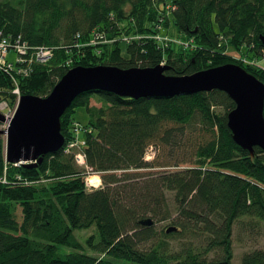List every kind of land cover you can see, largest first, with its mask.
<instances>
[{
  "label": "trees",
  "instance_id": "1",
  "mask_svg": "<svg viewBox=\"0 0 264 264\" xmlns=\"http://www.w3.org/2000/svg\"><path fill=\"white\" fill-rule=\"evenodd\" d=\"M172 23L181 46L159 39ZM262 36L264 0H0V40L27 44L28 57L52 52L33 64L9 53L0 103L16 105L13 75L21 97H47L69 70L100 65L188 76L235 64L264 84V68L251 64L264 58ZM79 108L88 121L78 130ZM235 108L219 90L137 100L87 92L61 118L64 147L37 168L8 163L0 139V264H235V229L240 242L264 229V151L234 142ZM95 174L101 185L88 191ZM93 227L83 242L74 234ZM240 264H264V249Z\"/></svg>",
  "mask_w": 264,
  "mask_h": 264
},
{
  "label": "water",
  "instance_id": "2",
  "mask_svg": "<svg viewBox=\"0 0 264 264\" xmlns=\"http://www.w3.org/2000/svg\"><path fill=\"white\" fill-rule=\"evenodd\" d=\"M264 45V37L261 38ZM166 66L121 69L115 66L69 70L47 97L23 96L14 115L0 113V138H6V161L37 168L65 145L61 118L83 93L104 91L130 99L173 98L219 90L236 108L228 115L234 142L254 154L264 151V84L242 67L228 64L188 76H169ZM141 225L151 226L147 219ZM171 227L167 233L176 231Z\"/></svg>",
  "mask_w": 264,
  "mask_h": 264
},
{
  "label": "rangeland",
  "instance_id": "3",
  "mask_svg": "<svg viewBox=\"0 0 264 264\" xmlns=\"http://www.w3.org/2000/svg\"><path fill=\"white\" fill-rule=\"evenodd\" d=\"M177 35H178L177 34V30H176L175 26L172 23L170 28H168L167 30L164 29L161 32V34L159 35V38H160V41L162 43H167L168 42V43H172V44H176V45H180L181 46L182 42L180 41V39L176 38ZM229 53H230V55H232L236 59H240L243 56V52L242 51H235L233 49H230ZM16 59H17V55L15 54L14 51H11L10 54H9V60L12 61V62H15ZM44 63H46V62H44ZM245 63L249 64L247 60L245 61ZM251 64L252 65H256L258 67L264 68V58L263 59L261 58L260 60H257V62H253ZM6 70L9 71L10 69H6ZM20 74L21 73H19V76H20ZM12 78H13V81L16 82L17 88L19 89L18 82H17L18 79H16L17 76L13 75ZM18 103H19L18 102V97H17V102H16V105H15L14 108H11L10 106H8V104L6 102L0 103V113L3 114L6 117H11L12 113L15 111ZM91 105L92 106H98V107L100 106V104H98L94 100L91 101ZM74 118L78 122L75 125L76 129H78V130L81 129L83 127L81 125H85L87 123V121H88V115L86 113L85 108L77 109L75 114H74ZM5 127H6L5 125L4 126L0 125L1 129H5ZM0 139L4 140V143H5V146H6V138L3 137V138H0ZM155 155H156V150L154 148L149 149L148 155H147V160H149V161L153 160ZM16 166H20V165H16ZM185 167L186 166H180L179 168H173L172 170H181V169H183ZM96 177H97V175L95 174L93 176H90L86 180V185H87L88 191H92L93 190L92 188H94L93 186L96 183H91V179L92 178H96ZM98 181H100L99 178H98ZM19 217L21 218V213H19ZM168 225H169V223H166V222L159 223V224L156 225V228H157L158 231H160V230H162L164 227H166ZM94 230H95V228L93 227V228H91V229H89V230H87L85 232H82V233L80 231H75L74 234L81 242H83L85 238L82 239V237H86V236L88 237V235H90ZM234 233H235L234 234V263L235 264H240L242 256H243L244 253L250 252V251L254 250L255 248L256 249L257 248L264 249V229L262 230L260 236H258V239H254V238L253 239H249L248 236H245L243 242L239 241V236H238V233H237V229H235ZM256 240H257V242H255ZM175 245L176 244H174V246Z\"/></svg>",
  "mask_w": 264,
  "mask_h": 264
},
{
  "label": "built area",
  "instance_id": "4",
  "mask_svg": "<svg viewBox=\"0 0 264 264\" xmlns=\"http://www.w3.org/2000/svg\"><path fill=\"white\" fill-rule=\"evenodd\" d=\"M10 51H14L16 55L18 56L17 61L19 63H24V64H33L34 62L44 63V62H47L52 57L51 50L46 49V48L35 49V51L30 55V57H28L30 48L27 46V44H24L18 41L12 44L6 39H2L0 40V68H5V69L12 68V65L9 64L7 61V57ZM29 71H30L29 69H26V70H21L19 73L27 74L29 73ZM14 94L17 95L18 102H19L21 98V93L18 88L14 91ZM14 112L12 113V116L14 115ZM77 146L78 144L76 142V143L71 144L70 148H74ZM76 161L78 162V164L84 165L85 164L84 155L81 153L77 154ZM97 177L100 179L99 176ZM96 184L93 186L94 188L92 189L99 188L101 185V180L99 181L97 185Z\"/></svg>",
  "mask_w": 264,
  "mask_h": 264
},
{
  "label": "bare ground",
  "instance_id": "5",
  "mask_svg": "<svg viewBox=\"0 0 264 264\" xmlns=\"http://www.w3.org/2000/svg\"><path fill=\"white\" fill-rule=\"evenodd\" d=\"M99 181H98V178L96 177V178H92L91 179V183H98ZM97 189V188H96Z\"/></svg>",
  "mask_w": 264,
  "mask_h": 264
}]
</instances>
